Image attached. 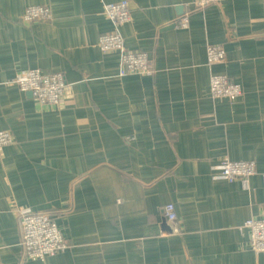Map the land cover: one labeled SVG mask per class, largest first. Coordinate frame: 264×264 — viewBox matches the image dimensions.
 Returning a JSON list of instances; mask_svg holds the SVG:
<instances>
[{
	"label": "crops",
	"instance_id": "obj_1",
	"mask_svg": "<svg viewBox=\"0 0 264 264\" xmlns=\"http://www.w3.org/2000/svg\"><path fill=\"white\" fill-rule=\"evenodd\" d=\"M118 1L0 0V131L15 140L0 150V264H264L243 227L264 218V0L194 11L187 30L175 10L193 0H127L130 21L114 27L104 8ZM35 5L51 21L20 23ZM113 30L154 74L119 76L121 55L98 49ZM208 45L224 59L209 66ZM37 68L64 76L60 110L16 87ZM212 74L243 97L210 101ZM223 160L255 163L247 189L211 180ZM23 209L52 215L66 250L23 261Z\"/></svg>",
	"mask_w": 264,
	"mask_h": 264
},
{
	"label": "built area",
	"instance_id": "obj_2",
	"mask_svg": "<svg viewBox=\"0 0 264 264\" xmlns=\"http://www.w3.org/2000/svg\"><path fill=\"white\" fill-rule=\"evenodd\" d=\"M225 2H228V0H193L190 12L176 18V21L173 22L174 27L187 30L190 24L187 16L190 13L202 11L210 8V6L220 5ZM104 15L112 22L114 27L129 22V2L122 0L107 3L104 8ZM51 19L52 15L49 8L35 5L27 7L19 21L22 24L31 25L49 23ZM98 49L103 55L112 51L121 55L120 69L118 71L121 77L142 72L154 74L148 55L144 52L127 49L124 46L123 38L117 30L100 35ZM206 53L209 66L219 63L226 55L222 46L219 45H208ZM15 76L14 80L19 92L31 93L37 105L55 111L62 108L67 94L66 83L62 74H47L37 68L21 70ZM208 88L210 101L219 98L231 101L244 95L243 88L239 84L220 74L211 75ZM14 143V137L10 132L6 130L0 131V150ZM211 175V180L214 183L233 184V182L239 180L243 188L247 189L248 180L256 175V165L253 161L223 160L215 164L211 169ZM163 211L171 229L177 232V215L173 204L167 203ZM18 216L23 261L42 262L66 250L67 245L64 241V236L52 215L46 212L38 213L23 209L18 212ZM243 227L248 230L249 250L255 254H264V218L246 220L243 223Z\"/></svg>",
	"mask_w": 264,
	"mask_h": 264
},
{
	"label": "water",
	"instance_id": "obj_3",
	"mask_svg": "<svg viewBox=\"0 0 264 264\" xmlns=\"http://www.w3.org/2000/svg\"><path fill=\"white\" fill-rule=\"evenodd\" d=\"M175 13H176L177 18L183 16V15H184V8H183L182 6H177V7H176V10H175ZM173 25H174V24H173ZM173 25L168 26V27H166L165 29H167V30H168V29H171V27H173ZM28 95L32 96L31 93H28Z\"/></svg>",
	"mask_w": 264,
	"mask_h": 264
}]
</instances>
